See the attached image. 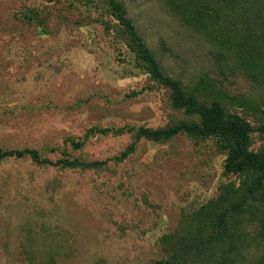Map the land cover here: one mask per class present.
Listing matches in <instances>:
<instances>
[{
  "label": "rangeland",
  "instance_id": "rangeland-1",
  "mask_svg": "<svg viewBox=\"0 0 264 264\" xmlns=\"http://www.w3.org/2000/svg\"><path fill=\"white\" fill-rule=\"evenodd\" d=\"M117 1L163 73L201 102L220 101L242 117L254 128L250 150L264 153V0H203L210 14L200 27L192 13L206 11L202 0H191L186 16L181 0ZM106 3L0 0V148L35 149L52 162L70 154L107 163L80 171L27 157L1 161L0 264L160 263L170 249L162 237L224 186L248 192L256 179L224 175L226 151L214 139L140 140L116 162L134 136L88 134L189 120L140 65ZM29 11L35 21L25 18ZM70 140L82 149L74 151ZM227 245L195 263L219 259Z\"/></svg>",
  "mask_w": 264,
  "mask_h": 264
},
{
  "label": "trees",
  "instance_id": "trees-1",
  "mask_svg": "<svg viewBox=\"0 0 264 264\" xmlns=\"http://www.w3.org/2000/svg\"><path fill=\"white\" fill-rule=\"evenodd\" d=\"M109 13L124 28L126 36L131 43V49L138 62L146 69L153 81L165 87L170 93V105L174 110L183 112L189 120H183L164 128H92L88 134H101L119 136L126 133L134 136V141L116 158V162L127 159L134 152L135 143L144 140L151 143H165L176 136H187L200 139H214L226 151L223 164L224 175L244 176L250 175L254 183L247 190L239 193L232 185L224 186L223 194L215 201L196 211L192 217L185 219L183 225L174 233L161 238L160 244L167 246V258L154 264H196V259L202 253L225 247L219 259L208 264H264V153L250 150L251 135L254 128L242 117L226 112L220 101L205 104L195 93L184 90L181 84L165 75L153 51L147 48L143 38L139 35L133 24L127 19V12L117 0H104ZM185 6H180L183 14H191L189 8L193 1L181 0ZM223 2V3H221ZM236 4V0H219V5ZM210 1L202 0L206 11L199 9L198 27L202 20L210 14L208 4ZM187 9H186V8ZM219 7V6H218ZM228 7V6H227ZM219 7L217 10L220 11ZM217 11V12H218ZM191 14V15H192ZM37 13L29 11L25 18L35 21ZM206 15V16H205ZM216 16V12L213 11ZM253 17V16H249ZM247 21H250L247 18ZM249 27V26H248ZM239 33V28H230ZM249 30V28H247ZM230 31V30H229ZM255 53H258L256 50ZM259 55V54H258ZM254 60L252 55L251 64ZM251 71V69H249ZM262 71V70H259ZM262 73L259 72V76ZM264 133V128L261 130ZM74 151L83 147L82 142L70 140ZM64 158L55 162L42 158L35 149L3 150L0 148V162L8 159H22L27 157L39 166L57 167L61 170H102L106 162H85L63 154ZM166 248V247H165ZM260 251V254H255ZM191 258V261H190ZM203 263L204 258L199 260Z\"/></svg>",
  "mask_w": 264,
  "mask_h": 264
}]
</instances>
